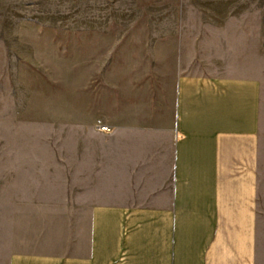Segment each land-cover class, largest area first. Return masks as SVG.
Segmentation results:
<instances>
[{
  "label": "crops",
  "instance_id": "1",
  "mask_svg": "<svg viewBox=\"0 0 264 264\" xmlns=\"http://www.w3.org/2000/svg\"><path fill=\"white\" fill-rule=\"evenodd\" d=\"M147 104L75 135L72 193L37 217L57 224L0 264H264L261 81L182 58Z\"/></svg>",
  "mask_w": 264,
  "mask_h": 264
},
{
  "label": "rangeland",
  "instance_id": "2",
  "mask_svg": "<svg viewBox=\"0 0 264 264\" xmlns=\"http://www.w3.org/2000/svg\"><path fill=\"white\" fill-rule=\"evenodd\" d=\"M182 58L256 76L264 111V0H0L2 252L57 224L37 217L72 193L75 135L170 103Z\"/></svg>",
  "mask_w": 264,
  "mask_h": 264
},
{
  "label": "built area",
  "instance_id": "3",
  "mask_svg": "<svg viewBox=\"0 0 264 264\" xmlns=\"http://www.w3.org/2000/svg\"><path fill=\"white\" fill-rule=\"evenodd\" d=\"M101 129H102L103 131H109V128L106 127V126L102 127Z\"/></svg>",
  "mask_w": 264,
  "mask_h": 264
}]
</instances>
